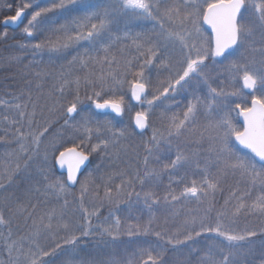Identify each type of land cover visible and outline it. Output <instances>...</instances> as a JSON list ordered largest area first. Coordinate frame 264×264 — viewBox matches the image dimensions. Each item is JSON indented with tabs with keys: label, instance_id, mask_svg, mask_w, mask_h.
<instances>
[{
	"label": "snow or ice",
	"instance_id": "obj_1",
	"mask_svg": "<svg viewBox=\"0 0 264 264\" xmlns=\"http://www.w3.org/2000/svg\"><path fill=\"white\" fill-rule=\"evenodd\" d=\"M81 2L49 0L40 6L32 0V3L21 4L15 15L5 19V23H18L28 8L35 5L38 9L23 29L24 34L37 42L17 45L21 53L35 57L47 51L58 56L81 41H87L89 47L61 64L59 70L44 68L35 74L36 81L49 76L55 81L47 93L52 107L43 123L34 122L37 108L31 91L34 81H28L27 93L21 90L19 95L8 93V99H0V105L16 115L12 120L7 115L3 117L6 127L0 141L7 143L11 136L18 145V149L9 153L15 154L18 162L0 175V192H7L16 183V174L27 172L34 159L42 158L46 166L37 168L40 179L28 184L23 197L14 193L0 196V256L6 253L0 264H53L58 253L66 256L62 264H124L116 258L78 259L81 241L95 236L98 241L114 246L123 236L150 235L155 241L146 247L138 246L137 251L148 257L144 264H165L164 257L170 250L176 252L186 246V255L197 252L196 238L205 233L214 234L209 236L212 243L197 264H246V257L252 253L257 240L264 249V0H203V3L201 0H106L77 15L63 19L52 17L45 22L50 14ZM140 21L152 22V27L139 32L129 29V25ZM118 22H124V29L117 27ZM205 22L211 26L214 36L204 33ZM129 39L131 45L124 47L135 48L138 55L131 59L122 55L118 60L112 55V49ZM21 58L12 55L6 63H16ZM31 63L35 60L26 67ZM47 63L55 62L50 59ZM152 69L156 70L155 79ZM161 70L166 74L162 76ZM221 75L224 80L219 79ZM240 79L252 93L245 96L234 88V83ZM125 84L131 98L141 105L131 127H116L108 119L97 120L90 111L78 107L81 88L85 90L86 99H90L87 97L89 88L94 97H116ZM42 88L43 84H36L37 92ZM68 88H73L75 98L70 106H65L60 98ZM177 97H183V101H178ZM234 97L240 102H233ZM95 108H111L122 114L124 96L104 99L103 103L97 99ZM61 117L64 120L61 128L50 132ZM238 117H243L239 127L234 122ZM24 127L28 131H22ZM149 129L151 135L145 139ZM63 130H69L70 134ZM93 137L97 142L90 145L89 151L79 150ZM135 140L139 143L133 148L136 161L133 163L129 148ZM190 141L196 147H190ZM235 142L252 155L242 154ZM204 143L208 144V155L202 166L200 157ZM67 144L72 146L67 147ZM164 144L175 145V158L159 168L153 167L151 162L159 161L157 153ZM137 148L143 149V155L135 150ZM57 152L60 166H66V176L54 178L49 157L56 160ZM92 153H102L114 163L123 157L129 162L125 168L106 173L101 184L96 183L94 172L78 179L81 167ZM141 163L143 168L139 167ZM193 165L200 178L192 180L191 186L184 183L183 178L175 181L184 183L178 195L170 185L163 196L153 190L163 173ZM114 177L120 178L119 184L113 185ZM229 180L234 183L229 184ZM77 183L80 195L72 211L74 215L78 213L79 218L66 222L71 205L66 197L72 195ZM137 184L141 192L135 191ZM101 186L103 197L98 195ZM90 192L93 202L89 208L85 202ZM225 192L223 204L217 206V196ZM133 197L136 201L143 197L149 212L146 223L132 224L127 218L122 221L116 215L118 205L125 202L131 205ZM41 198L44 201L54 198L57 204L45 210L40 207ZM34 199L36 203L32 202ZM190 200L201 207L196 215L185 220L181 231L152 227L153 208L159 207L161 202L165 207H175ZM104 207L108 216L103 223L94 225L93 219H100ZM249 216L257 223L233 227L241 217ZM21 218L26 229L22 236L18 228L13 227ZM60 230L65 235L59 236ZM42 238L45 243H41ZM261 256L259 264H264V251ZM127 264H140V261L128 260Z\"/></svg>",
	"mask_w": 264,
	"mask_h": 264
},
{
	"label": "trees",
	"instance_id": "obj_2",
	"mask_svg": "<svg viewBox=\"0 0 264 264\" xmlns=\"http://www.w3.org/2000/svg\"><path fill=\"white\" fill-rule=\"evenodd\" d=\"M84 1L87 0H82V2L78 5H74L72 8L69 9H65L56 13H52L50 14V17L45 18V22H47V20L51 19L52 17H56L58 19H63L67 16L70 15H77L78 12H82L85 10H88L90 8L93 7H97L100 4H103L104 2H101L99 0H96L95 3H87V4H83ZM28 3H32V0H0V22L1 20L8 15L13 14L14 12H16L17 8L21 5V4H28ZM36 3H38L40 6H44L47 3H49V0H36ZM38 10L37 7L34 5L32 8H28V15H27V20L29 19V17L31 16V14ZM136 25V26H135ZM134 26L139 29V25H146L145 23L142 24H135ZM1 26V25H0ZM140 31H142L140 29ZM37 42L36 39L31 38L29 43H35ZM83 43V42H82ZM84 44V43H83ZM125 45H131V40H123L121 44H119V47H122V49H112V55L116 56V58L118 59V50H123V53L125 52L124 56L125 57H129L131 59V55H135L134 49H130V51H127V49L124 47ZM117 46V47H118ZM130 48V47H129ZM66 57L61 60V61H54L55 63L52 65H48V61H49V57L47 55L43 56L41 58V56L38 55L37 56H33L31 53H21V51H17V52H12V51H5V52H0V79L2 78H7V82L11 85V89L13 90L14 94L16 95L18 92H21V90H24L25 93L28 92V81H34L31 87V91H32V97H33V102H35L37 104V108H36V116H35V121L34 122H39V123H43V120L49 116V109L52 107V102L51 100L48 98L47 93L49 92L51 85L55 82L51 76L43 79V80H39L36 81L34 80L35 74L39 73L42 71V69L44 68H49L51 69H55V70H59V66L61 64H66L68 60H70L72 58V56L76 55L77 52H83V48L80 45H77L76 48H68L66 51ZM12 55H20L22 58L19 62L16 63H12V64H7L6 60L8 57L12 56ZM100 55H103V53L101 52ZM137 55V53H136ZM39 58V59H38ZM33 60H35V63H31L30 67H26L30 64V62H32ZM85 72L88 71V69L84 70ZM222 71V70H221ZM152 72H155V70H153ZM80 74V73H78ZM132 77L129 75L128 76V80L131 81ZM221 79L224 80L225 77L222 75ZM36 84H43V88L41 90V92H37L36 90ZM74 87V86H73ZM234 88L236 90L241 89V82L236 81L234 83ZM68 94H63V96L60 98V102L62 105L65 106H70V102L74 100L75 98V92L73 90V88H68L66 89ZM231 90V89H230ZM129 91L128 85L125 84L123 86V89L121 91H119V93L117 94L116 97L110 96V95H105L102 96L100 98L94 97L92 96V90L91 88H89L87 90V97H90V99H86L85 98V90L83 88H81L79 95L81 96V104L78 106L80 109H82L85 112H91L92 115L97 119V120H111L113 121L114 125L116 127H124L125 125L128 126H133L131 121H127V120H131L133 118V114L134 112L129 111V107L126 106L125 107V111L123 112L122 116H116L113 113H109V112H105V113H98L95 110H93L90 105L94 100H104V99H111V98H117L119 95L124 96V103H126L128 105V103L130 102V95L127 96V93ZM57 96H59V93H56ZM235 102V101H233ZM86 108V109H85ZM29 111H31V109H29ZM40 113H46L41 115ZM8 116H12L9 115ZM1 118L3 116H0ZM79 117H77L78 119ZM60 119V121H59ZM64 120L63 118H58L56 120V122L53 124L52 129H50V132L53 131L55 128L57 129L58 126H61V123H63ZM236 123V125L239 127V121L238 118H236V120L234 121ZM6 126H3V129ZM2 129V130H3ZM0 131V135H3V131ZM67 134H70L69 130H66ZM47 135V134H46ZM10 138V136L8 137V139ZM82 138V137H81ZM147 139V138H145ZM79 141H77L78 143ZM97 142L96 137H93V139L86 145H81L80 149H83L85 152L89 151L90 145L94 144ZM139 141L135 140L132 143V146L129 148V155L133 157L132 162L135 163V155L133 152V148H135V145L138 144ZM17 148L18 145L14 144ZM67 147L72 146L71 144H67ZM235 147L244 155H249L251 156V154H249L248 152L242 150L236 143H235ZM208 148V144L204 143L203 146H201V157L200 159H203L208 155L206 149ZM165 148H161V151L159 152L160 155L162 156L161 158H163L162 161L158 162L159 165L161 166L163 163L167 162L170 159H174L175 158V153L173 154H167L165 151ZM136 151H139L142 155H143V149L142 148H137L135 149ZM26 158V157H25ZM91 163L89 165V167L87 168V170L85 171V173L82 175L81 179H83V177L85 175H87L89 172H94L95 177H97L96 179V183L97 184H101V180L102 178H105V174L112 172V171H118L121 168H125L127 167L128 164V158L127 157H123L120 161L117 162H113L112 159H110L109 157L104 156V154L102 153H92L91 154ZM1 159V158H0ZM12 159V158H11ZM13 160V159H12ZM8 164V161L5 162L3 165ZM152 166H154V164L151 162ZM2 164H0V175L4 174V166ZM49 165H51V169H52V174L55 177H63L61 174H59L54 167L53 164V159L51 157H49ZM99 166V167H98ZM38 167H46L43 164L42 158H36L33 161L30 162L29 167L27 172L21 171L19 173L16 174L15 176V181L16 183L7 190V192H0V196L3 195H8L9 193H14L16 196H20L23 197V193L24 190L27 188L28 184L32 181L35 180H39L40 177L37 175V168ZM139 167L143 168L142 163L139 165ZM197 172H199L198 170H195V167L193 165L192 168H184L183 173H181V170L178 169L177 171L173 172V173H168L165 172L162 174L161 176V180L158 186H156L153 190L155 192H157L160 196H163L166 194L167 190L169 189V185L171 187V189L175 190L176 194H179V191L182 190V188L184 187V183H187L188 186H191V181L192 180H199L200 176H197ZM29 177H31V181L29 180ZM170 177H171V183H170ZM180 178H183L184 183H176L175 181L179 180ZM120 183V178L119 177H114L113 178V185L119 184ZM229 184L234 183V181L229 180L228 181ZM12 188H14L15 190H11ZM11 190V192H10ZM145 190H148L147 188H145ZM135 191L136 192H141V187L139 184H137L135 186ZM79 195H80V186L79 184L77 185V187L72 188V195H69L66 197V199H68L71 202V205L68 209V213L69 216H71L73 219L75 217H77V219L79 218L78 213H76L75 215H73V209L76 207V201H78L79 199ZM98 195L99 196H104V188L103 186L100 187V189L98 190ZM227 195V192L218 195L217 196V206L222 205L223 204V199L224 197ZM170 199V198H169ZM33 203H36V200L34 199L32 201ZM93 202V193H88L86 194V202H85V206L89 207L91 206V203ZM62 203V201H61ZM57 204L56 200L53 198L49 201H44L43 198H41V204L40 207L47 210V208L55 206ZM143 204V197H141V199L139 201L135 200V197H133V202L131 203V205H129V203L125 202V203H121L120 205H118V211L116 212V215H122V213H127L128 210L131 209H136L139 208V205ZM193 204V203H192ZM196 206L198 204L194 203ZM144 205V204H143ZM163 206V202H161V205L159 207ZM199 206V205H198ZM201 207V206H200ZM161 209V208H160ZM200 209V208H199ZM199 209H196L195 211H193L192 213H189L186 215L187 211L182 212L183 219L185 218L188 219L189 216H194L196 215L197 211ZM108 216V210L107 207H104L103 209H101V215H100V219H93V224L94 225H99L101 223H103L104 218ZM122 221L125 218H121ZM181 218L175 220L174 222H172L169 225H166V227H160L158 225H155L152 223V227L155 228L156 230H161V229H166L170 232H178L181 231L184 225H182V227H180L181 224ZM184 220V221H185ZM132 224H135L137 222H141V223H145L147 222L144 219L141 218H136L133 220H129ZM161 222V213L158 214L157 219L155 220V222ZM29 224H31V221H28ZM183 223V222H182ZM257 223V221L255 220L254 217H241L234 225L233 227H240L243 228L245 226V224H255ZM14 229L18 228V232L19 235H24L26 232V229L23 227V219H19V224L18 225H14L13 226ZM64 232V231H63ZM65 234L62 233V236ZM210 235H214V234H202L201 237L196 238V243H195V247L197 249V252L193 253L192 255L188 256L186 255L188 249L187 247H183L178 249L176 252H172L171 250L166 253L164 260H165V264H185V262L187 261L188 264H197V261L200 257H205L207 254V249H208V245L212 243V241L209 239ZM221 240L223 238H220ZM155 241V237L154 236H139V237H134V238H129L127 236H123L120 238L119 243H117L116 245H111L109 243L106 242H100L98 241V239L95 236L89 237V238H85L81 241V252H80V256L78 257V259H86V260H96V261H102L104 258L108 257V254L110 252H115L116 257L120 259L121 254L125 253L126 251L130 250L132 251L130 254L135 253V256L133 257L132 260H134L137 255H138V251H137V247L141 246V247H146L148 245V243ZM219 242V241H217ZM63 242L61 241V244ZM145 244V246H144ZM54 247V244L52 245ZM26 248H27V244H26ZM45 250H50L48 248H46ZM264 251V249H262L259 240L256 241L253 251L250 255H248L246 257V264H259V261L262 259L261 256V252ZM100 256V258H99ZM6 258V253L3 256H0V259H4ZM103 258V259H102ZM217 259L219 258V256L217 255L216 257ZM66 259V256L64 254H59L53 258V264H62V261ZM148 257L147 256H140L137 260L140 261V264H144L145 261H147Z\"/></svg>",
	"mask_w": 264,
	"mask_h": 264
},
{
	"label": "rangeland",
	"instance_id": "obj_3",
	"mask_svg": "<svg viewBox=\"0 0 264 264\" xmlns=\"http://www.w3.org/2000/svg\"><path fill=\"white\" fill-rule=\"evenodd\" d=\"M95 1L96 0H87V1H84L83 4L85 5V4L89 3V2L90 3H95ZM99 1L104 2V3L106 2V0H99ZM201 3H203V0H201ZM129 11H132V10L129 9ZM142 23H145L146 25L145 26L144 25H139V29H137L135 27L136 26L135 24H142ZM135 24L129 25V29L130 30H134L136 32H139L140 29L141 30H145V29H150L152 27V22H143V21H140V22H137ZM117 27L120 28V29H124V22H118ZM203 31L207 35V33H206V31L204 29H203ZM29 42H30V40L28 39V41H26L25 43H29ZM77 45L82 46L83 49L89 47V43L87 41H81V42H79L76 45L70 46L69 48H76ZM117 48L118 49H122V47H119V46L116 47L115 49H117ZM131 48L134 49L133 47H130V48L127 47L126 49H127V51H130ZM134 52H135V55L130 54L131 55V58L134 57V56H136V53L137 52L135 51V49H134ZM93 54H95V53H93ZM124 54H125V52L123 53V50H120V51L118 50V60L121 58L122 55L124 56ZM38 55L41 56V58L43 56L47 55L49 57V60L51 59L52 61H61V60H63L66 57V52H64L61 55H58L57 56V55H51L49 52L44 51V52H42L40 54H37L36 56L38 57ZM126 58H129V57H126ZM153 70H155V69H152L151 70V75H152L153 79H155L156 70H155V72H152ZM165 74L166 73H164V71L161 70V75L163 76ZM219 79L222 80L221 79V76L219 77ZM192 87L195 88L196 86L195 85H192ZM201 91H203L202 88H201ZM239 91H241L243 93L242 89L239 90ZM64 94H68L67 93V90L64 92ZM129 95H130V90L127 93V96H129ZM177 100L178 101H183V97H177ZM233 101L240 102V100L237 99V98H235V97L233 98ZM126 106L129 107L130 113L131 112L136 113L137 111H140L141 110V105L140 104H133L131 102V100L128 103V105L126 103H124V107H126ZM0 108H2V110H3L4 109V106L3 105H0ZM174 111H178V109H174ZM8 113H9V115L12 114V116H8L9 120H12V119H15L16 118L15 112H8ZM42 114H46V113H42ZM35 119L36 118H34V121H35ZM127 121H131L132 122V119L131 120L129 119ZM3 126H6V125L3 123V121H0V131L3 129ZM17 127H19V125H17ZM21 130L22 131H28L27 127H24ZM150 135H151V130L149 129L148 132L145 134V138H147ZM14 144H16V143L14 142V140L12 139L11 136L8 139V142L7 143H5L4 141H0V158H1L0 159V164L3 165L5 162L8 161V164L3 165L5 169L6 168H13V167H15V164L18 162L17 161V157H16L15 154L9 155V153H13L14 150L18 149ZM189 146L190 147H196V145L193 144L191 141L189 142ZM161 148H165V150L162 149V151H165L166 152V155L167 154H173V153H175V145L169 146L167 144H164V145L161 146ZM157 155L159 156V161L153 159L152 160V163L154 164L153 167L159 168L160 165H159L158 162L162 161L163 158H161L162 156L160 155V153H157ZM201 163H202V166H203V159H201ZM180 170H181V173H183L184 168H181ZM3 172H5V170ZM197 176H199V172H197ZM11 190H15V189L12 188ZM11 190H10V192H11ZM100 197H103V196H100ZM194 203L197 204L196 201L190 200V201L182 202L181 204H177V205H175V207H165L164 205L162 207H154L153 208V214L154 215L152 217V223L155 224V225H158L160 227H166V225H169L172 222H174L175 220H177V219H179V218L182 217L181 220H183V221H181V224H180V227H182V225H184V222H185L184 221L185 218L183 219V216H181L182 215V212L187 211L186 212V215H185V216H187L188 212L189 213H192L196 209H199L200 208V205L199 204H198L199 206L198 205L196 206ZM159 213H161V222H158V221L155 222V220L157 219ZM119 216L121 218H127V220H128L129 223H131L129 220H133V219H136V218H141V219H144L146 221L149 220V212H148L147 208L145 207V205H143V204L139 205V208L128 210L127 213H122V215L119 214ZM72 220H77V217H75L73 219L71 216H69V213L67 212V215L65 216V221L67 222V221H72ZM53 223L55 224V221H53ZM62 233H64L63 230H60L59 233H58V235L59 236H62ZM48 241L50 242V237L48 238ZM41 243H45V239L44 238H42ZM144 246H145V244H144ZM131 252L132 251L128 250V251H126V254L125 253L121 254L120 259H121V261L124 262V264H127V261L128 260H132L133 259L134 256H133V254H130ZM140 256H141V254L138 253L137 257L134 260H137ZM99 258H100V256H99ZM112 258L118 259L116 257L115 252H113V251L108 254L107 260H110ZM103 260H106V258H104Z\"/></svg>",
	"mask_w": 264,
	"mask_h": 264
},
{
	"label": "flooded vegetation",
	"instance_id": "obj_4",
	"mask_svg": "<svg viewBox=\"0 0 264 264\" xmlns=\"http://www.w3.org/2000/svg\"><path fill=\"white\" fill-rule=\"evenodd\" d=\"M212 2H215V0H212ZM15 15V12L11 15L5 16L1 22H0V52H5V51H12V52H20V49L17 47V45L19 44H24L26 41H28V39L30 40L32 37H28L26 34L23 33V29L25 28V26H27V21L26 19L23 21V23L16 28L10 27V26H6L3 24L4 19H6L7 17L13 16ZM28 15V11L26 10V18ZM203 29L206 31L207 35L211 34L214 36V33H212L211 29H208L205 24H203ZM5 33L7 34L6 38H5ZM257 38H258V34H257ZM234 53L237 52V49H233L232 50ZM11 85L7 82V78H2L0 79V99H8L7 94L8 93H12L14 94L13 90L10 88ZM230 90V89H229ZM243 94L245 96L249 95L252 92H247L242 88ZM20 92H18L16 95H19ZM8 116V111L5 109L2 110V108H0V116ZM3 117H0V121H3ZM60 121V119H59ZM63 125V123H61V126ZM242 125V124H240ZM61 126L59 128H61ZM56 130V128L54 129ZM53 130V131H54ZM66 133V130H63ZM67 134V133H66ZM61 151L63 150L62 148L60 149ZM251 154V153H249ZM59 155V153H56V157ZM252 155V154H251ZM53 164L55 167V170L61 174L63 177L66 176V174L61 173L58 171L57 169V165H56V160H53Z\"/></svg>",
	"mask_w": 264,
	"mask_h": 264
},
{
	"label": "water",
	"instance_id": "obj_5",
	"mask_svg": "<svg viewBox=\"0 0 264 264\" xmlns=\"http://www.w3.org/2000/svg\"><path fill=\"white\" fill-rule=\"evenodd\" d=\"M25 14H26V12H25ZM25 14H24V18H25ZM24 18H23V20H22L21 22H18V23H11V22L5 23V19H4L3 24L6 25V26H10V27L16 28V27H19V26L23 23ZM204 24H205V26H206L208 29H211V26L208 25L206 22H205ZM211 30H212V29H211ZM243 86H244V85H243ZM244 88H245L248 92H252V91H253L252 89H249V88H246V87H244ZM131 100H132V102H134V103H138V102H136L133 98H131ZM95 102H96V101H95ZM95 102L93 103V107H94V109H95L96 111H98V112H112V113L116 114L117 116H120V115H121V114H118V113L114 112L111 108H108V109H96V108H95ZM99 102H101V101H99ZM101 103H103V102H101ZM238 118H239L240 123L242 124V123H243V117H238ZM134 123H135V116H134V118H133V125H134ZM137 131H139V130L137 129ZM237 144H238L242 149H245V150H247V151L250 152V150L244 148V147H243L242 145H240L238 142H237ZM79 150L83 151L82 149H79ZM58 156H59V155H58ZM58 156H57V159H56L57 169H58L59 172L66 174V166H64V167H61V166H60V164H59V160H58ZM90 161H91V156H89V159H88V160L85 162V164L81 167V171H80V173H79V175H78V179H80L81 175L83 174V172L85 171V169H86L87 166L89 165ZM77 184H78V183H77ZM77 184H76L74 187H76ZM74 187H73V188H74Z\"/></svg>",
	"mask_w": 264,
	"mask_h": 264
}]
</instances>
